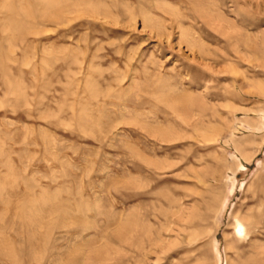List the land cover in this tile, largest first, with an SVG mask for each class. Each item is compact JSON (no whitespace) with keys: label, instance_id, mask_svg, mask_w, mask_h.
Instances as JSON below:
<instances>
[{"label":"rangeland","instance_id":"374dc122","mask_svg":"<svg viewBox=\"0 0 264 264\" xmlns=\"http://www.w3.org/2000/svg\"><path fill=\"white\" fill-rule=\"evenodd\" d=\"M0 264H264V0H0Z\"/></svg>","mask_w":264,"mask_h":264},{"label":"bare ground","instance_id":"6f19581e","mask_svg":"<svg viewBox=\"0 0 264 264\" xmlns=\"http://www.w3.org/2000/svg\"><path fill=\"white\" fill-rule=\"evenodd\" d=\"M222 15H220V16H222ZM222 18H224V17L222 16ZM224 21H227V19L224 18ZM227 22L230 25L233 24L231 21H227ZM237 222L245 227V231H246L247 234L251 233L252 230H250V228L256 227V221L254 219L250 220L248 218L239 216V217H237Z\"/></svg>","mask_w":264,"mask_h":264}]
</instances>
